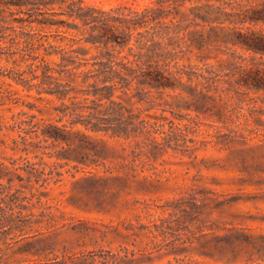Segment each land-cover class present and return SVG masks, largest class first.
I'll return each instance as SVG.
<instances>
[{
    "label": "rangeland",
    "instance_id": "obj_1",
    "mask_svg": "<svg viewBox=\"0 0 264 264\" xmlns=\"http://www.w3.org/2000/svg\"><path fill=\"white\" fill-rule=\"evenodd\" d=\"M97 1L109 8L148 0ZM191 2L186 10L207 0ZM198 29L212 43L203 52L176 50L175 65L166 61L172 70L200 72L206 64L213 79L183 75L175 89L152 90L141 102L122 96L117 101L131 110L135 128L127 137L60 121L52 108L61 101L39 99L14 81L31 74L21 38L6 45L0 122L28 113L67 139L41 140L26 153L23 139L13 151L0 136V264H264V140L247 131L264 132V96L238 93L221 71L229 51L241 53L220 41L227 23ZM42 33L85 36L64 28ZM81 45L90 46L81 39L74 50ZM83 52L75 53L79 60L99 56Z\"/></svg>",
    "mask_w": 264,
    "mask_h": 264
},
{
    "label": "trees",
    "instance_id": "obj_2",
    "mask_svg": "<svg viewBox=\"0 0 264 264\" xmlns=\"http://www.w3.org/2000/svg\"><path fill=\"white\" fill-rule=\"evenodd\" d=\"M191 1L148 0L136 6L105 8L97 0H0V61L6 45L14 43L17 35L24 43V61L31 69L30 76L14 79L22 90H36L39 99L48 95L61 101V106L52 109L60 121L67 119L71 129L81 125L94 133L127 137L135 132L133 116L117 100L124 96L141 102L152 90L175 89L183 75L190 82L199 77L213 79L215 70L206 64L200 72L172 70L166 60L171 59L175 65L176 50L203 52L212 43L211 35H204L198 28L213 22L227 23L228 30L220 41L241 53L229 51L228 67L221 71L228 73V81L238 93L264 96V0H212L217 3L214 5L207 0L186 10L185 4ZM53 28L85 32V36L75 39L60 33L56 35L61 37L58 40L54 34L42 33ZM181 32L190 35L188 41L180 37ZM7 38L11 42H6ZM81 39L90 46L74 50ZM63 41L68 43L56 46ZM91 48L99 53L94 62L79 60L75 55L78 51L88 53ZM90 66L92 69H88ZM78 80L81 87L72 86ZM0 89V105H5L6 91ZM14 128L20 131L16 137L9 133ZM61 130L51 122L22 113L20 117L11 116L7 123L0 122V136L8 138V143L1 144L15 151L18 139H23L24 151L29 153L41 140H66ZM247 131L264 140V132ZM2 168L12 172L10 167ZM3 177L0 172V179Z\"/></svg>",
    "mask_w": 264,
    "mask_h": 264
}]
</instances>
